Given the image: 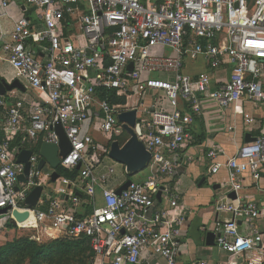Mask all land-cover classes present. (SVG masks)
Masks as SVG:
<instances>
[{"label": "built area", "instance_id": "2783aa9c", "mask_svg": "<svg viewBox=\"0 0 264 264\" xmlns=\"http://www.w3.org/2000/svg\"><path fill=\"white\" fill-rule=\"evenodd\" d=\"M198 59L208 70L193 77L186 63ZM0 60L25 87L0 95V211L6 210L0 229L13 209L28 208V194L41 186L33 217L16 228L86 238L93 253L89 264H141L146 252L164 264H181L185 214L166 182L179 166L194 116L214 109L223 114L242 101L264 105V0H0ZM224 60L231 65L227 77L218 75ZM112 95L125 103H111ZM131 109L150 159L146 177L116 195L125 180L117 182L106 159L113 160V141L122 146L128 139L118 114ZM243 119L247 128L255 121L247 113ZM56 124L70 144L59 167L78 172L52 181L55 169L48 163L39 168V149L44 142L59 145ZM24 149L31 154L20 182L25 164L17 156ZM222 154L218 145L205 154L208 174L227 172L215 209L230 216L216 220L215 242L231 256L252 254L248 264H256L264 259L257 224L264 207L239 193L245 173L264 170V122L253 141L225 161L218 160ZM160 189L167 203L155 209ZM82 195L89 213L80 212Z\"/></svg>", "mask_w": 264, "mask_h": 264}, {"label": "crops", "instance_id": "0c3cea01", "mask_svg": "<svg viewBox=\"0 0 264 264\" xmlns=\"http://www.w3.org/2000/svg\"><path fill=\"white\" fill-rule=\"evenodd\" d=\"M12 12L15 13L16 10L13 9ZM9 28V25L3 24V29L9 30ZM197 64H200L198 67L201 68L197 69L195 67ZM230 69V63L224 60L218 75L227 77ZM207 70L208 66L203 59L189 60L186 63L185 71L193 77ZM0 78L7 83L16 78V72L4 60H0ZM148 102L149 99H145L144 104ZM165 107L168 108L167 105ZM179 109L183 113L188 111L183 103H180ZM244 113L251 115L255 120L249 128L245 127ZM2 118L3 110L0 109V120ZM193 118V123L189 127L188 138L178 152L179 166L166 182L170 189L177 193L178 202L185 214V221L180 229L181 251L179 261L181 264H248L247 256H252V254L231 256L216 245L214 232L216 220L230 216L215 209V202L224 191L227 182V172L222 169L216 174H208L207 169L210 162L206 159L205 154L212 145H218L223 150V154L218 160L225 161L234 154L240 145L245 143L247 134L255 138L259 134L261 123L264 122V105L254 107L252 104L242 101L226 109L223 114L214 109L204 116H194ZM227 126H232L233 129L227 130ZM108 164L111 163L108 162ZM117 174L118 183L128 179L127 173L123 175V170L118 171ZM146 175L147 170L143 172L138 181H142ZM230 193H228V198L236 199V195L234 198L229 197ZM239 197L242 200L254 201L260 207H264V170L255 174L245 173ZM82 200L84 204L80 212L89 213L91 207L87 204L86 200L88 199L82 195ZM96 203L97 205L102 204L99 193L96 195ZM166 203V198H162L160 202L156 200L155 209H163ZM8 223L0 229L1 234L13 233L16 227H10ZM239 224H241L240 231H244V222L239 221ZM257 224L264 238V214ZM208 233H214L213 244L206 242ZM7 236L6 240L11 235ZM141 264H164V261L146 252ZM256 264H264V259L257 261Z\"/></svg>", "mask_w": 264, "mask_h": 264}, {"label": "water", "instance_id": "95a60500", "mask_svg": "<svg viewBox=\"0 0 264 264\" xmlns=\"http://www.w3.org/2000/svg\"><path fill=\"white\" fill-rule=\"evenodd\" d=\"M128 68L132 69V64H129ZM15 88L21 90L22 92L25 91L24 86L17 79L7 83L5 80L0 78V95H4L7 91H11ZM118 120L122 122L124 130L128 134V139L122 146L119 145L118 141H113L110 145L109 157L117 163L125 166L128 179L116 189V195H120L121 191L126 189L131 183L132 180L129 176L135 175L147 168L150 159V153L145 149L138 137L141 129L139 121L136 118V110L131 109L129 111L119 113ZM54 130L58 134L60 141L59 145L56 146L54 144L44 142L41 144L39 149V154L41 156L39 168L44 166L45 163H48L55 169V171L51 174L52 181H55L59 177V173L56 170L59 167V155L65 156L70 150L69 141L67 140L62 127L59 124H56ZM253 140L254 138L250 137L249 134L245 136V142ZM30 154V150L24 149L17 156V161L25 164L24 172L18 175V181L20 182L25 181V176L28 173L29 163L27 159ZM41 191V186L34 187L28 194L25 201L28 208L25 210L13 209L10 212L9 221L13 226L23 224L33 217L34 213L32 208L36 205ZM229 197L234 198L235 194L231 192ZM156 200L157 202L161 201V189L156 193ZM5 212V209L0 211L1 214ZM213 238L214 233H208L206 242L208 244H213Z\"/></svg>", "mask_w": 264, "mask_h": 264}, {"label": "trees", "instance_id": "16d2710c", "mask_svg": "<svg viewBox=\"0 0 264 264\" xmlns=\"http://www.w3.org/2000/svg\"><path fill=\"white\" fill-rule=\"evenodd\" d=\"M110 102L124 104L125 98L112 95ZM58 172L62 176L74 178L78 171L58 167ZM8 226L13 225L8 223ZM92 257L86 238L56 239L40 245L31 240L17 239L0 246V264H10L13 261L14 264H20L25 258L29 259V264H89Z\"/></svg>", "mask_w": 264, "mask_h": 264}, {"label": "rangeland", "instance_id": "374dc122", "mask_svg": "<svg viewBox=\"0 0 264 264\" xmlns=\"http://www.w3.org/2000/svg\"><path fill=\"white\" fill-rule=\"evenodd\" d=\"M198 65H200V64H197V66L195 65V67H197V69L201 68L200 66L198 67ZM134 101H136V100H134ZM134 101H132V102H134ZM95 137L101 139V137L99 135H97ZM106 162L107 163L109 162V163L113 164L114 167H115L116 172L123 170L122 164L117 163L114 160L106 159ZM145 170H143V171H141V172H139V173H137L135 175L129 176V178L132 181H138L141 178V176H142V174H143V172ZM7 235H11L8 238V239H10L9 240L10 242L13 241V240H17V239L18 240L19 239H27V240L33 241L37 245L48 243V242H50L52 240H56V239H64V238H61V237H57V238H54V237H43V236L39 235L36 230H33V229L14 228L12 234H1L0 233V246L4 245L5 243L8 242L7 241L8 239L6 240V236ZM10 264H14V261L12 263H10ZM20 264H29V259L25 258L23 261H21Z\"/></svg>", "mask_w": 264, "mask_h": 264}]
</instances>
